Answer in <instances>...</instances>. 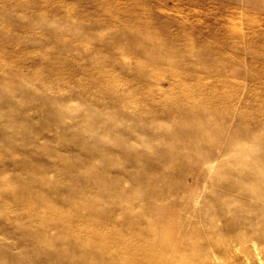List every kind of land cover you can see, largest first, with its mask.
<instances>
[{"label": "rangeland", "instance_id": "374dc122", "mask_svg": "<svg viewBox=\"0 0 264 264\" xmlns=\"http://www.w3.org/2000/svg\"><path fill=\"white\" fill-rule=\"evenodd\" d=\"M147 263L264 264V0H0V264Z\"/></svg>", "mask_w": 264, "mask_h": 264}, {"label": "bare ground", "instance_id": "6f19581e", "mask_svg": "<svg viewBox=\"0 0 264 264\" xmlns=\"http://www.w3.org/2000/svg\"><path fill=\"white\" fill-rule=\"evenodd\" d=\"M93 216H94V215H93ZM89 224H90V223H89ZM89 226L92 227L91 225H89ZM90 229H92V228H90ZM76 232H77V231H75V233H76ZM97 237H98V236H97ZM100 243H101V242H100ZM100 243H99V244H100ZM140 247H141V246H140ZM103 249H104V248H103ZM146 251H147V250H146ZM148 253H151V251L148 252ZM148 255H149V254H148ZM150 255H151V254H150ZM150 259H151V258H150ZM142 260H143V259H142ZM145 260H146V259H145ZM145 260H144V261H145ZM144 261H143V262H144ZM138 262H139V261H138ZM147 262H148V258H147ZM145 263H146V262H145ZM149 263H150V262H149ZM147 264H148V263H147Z\"/></svg>", "mask_w": 264, "mask_h": 264}]
</instances>
